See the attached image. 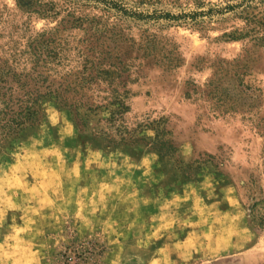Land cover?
<instances>
[{
  "label": "rangeland",
  "instance_id": "374dc122",
  "mask_svg": "<svg viewBox=\"0 0 264 264\" xmlns=\"http://www.w3.org/2000/svg\"><path fill=\"white\" fill-rule=\"evenodd\" d=\"M64 14L28 17L16 0H0V50L22 41L26 24L32 33L63 25L57 37L69 47L82 44L89 26L71 18L60 24ZM231 24L164 30L181 58L173 69L124 48L132 79L126 117H164L177 147L172 158L142 146H96L78 137L65 110L43 101L40 124L0 163V264H53L74 231L85 247L105 246L95 264H264V232L250 227L244 208L251 176L264 196V138L254 127L264 117V49L248 60L245 77L260 89L254 116L241 109L215 115L204 100L184 97L186 82L204 83L220 60L246 59L243 41L222 37ZM132 33L137 39L138 30ZM206 154L222 174L208 168L184 182L178 162ZM77 207L81 218L66 214Z\"/></svg>",
  "mask_w": 264,
  "mask_h": 264
},
{
  "label": "trees",
  "instance_id": "16d2710c",
  "mask_svg": "<svg viewBox=\"0 0 264 264\" xmlns=\"http://www.w3.org/2000/svg\"><path fill=\"white\" fill-rule=\"evenodd\" d=\"M22 13L54 19L65 14L60 24L71 18L78 26H89L82 44L69 47L57 37L58 25L31 32L21 29L22 41L5 44L0 50V163L25 139L44 117L42 104L50 100L70 116L79 138L103 148L142 146L160 158H172L177 147L166 119L144 117L129 121L128 83L131 82L125 60L128 47L151 57L165 70L178 67L180 55L175 43L162 32L170 27L206 32L214 25L232 24L222 37L243 41L246 59L221 61L202 84L186 82L184 97L204 100L215 115L237 113L250 117L260 89L245 81L250 73L248 60L264 49V0H16ZM99 11L91 16L81 11ZM68 17V18H67ZM132 27L139 32L136 39ZM228 29V30H227ZM248 45V47H246ZM246 47V48H245ZM125 53V54H124ZM246 96V99H244ZM251 119V118H250ZM254 127L264 138V117ZM152 131V134H148ZM214 156L188 163L178 162L184 182H196L210 168L221 175ZM264 173V146L262 155ZM247 185L248 224L264 232V196L257 179ZM69 244L55 256L53 264H95L105 246L92 242L87 247L75 231ZM87 248V249H85ZM76 260V261H75ZM209 264H220L211 261Z\"/></svg>",
  "mask_w": 264,
  "mask_h": 264
},
{
  "label": "crops",
  "instance_id": "0c3cea01",
  "mask_svg": "<svg viewBox=\"0 0 264 264\" xmlns=\"http://www.w3.org/2000/svg\"><path fill=\"white\" fill-rule=\"evenodd\" d=\"M75 174H76V172H75ZM77 204H78V203H77ZM80 204H81V202H80L78 205H80ZM80 209H82V207H77V209L73 208V209H72V211H73L72 213H69V212H68V213H66V214H67V215H71V216H73V214H74V215H77L78 217L81 218V215H82V214L77 213V212L80 211Z\"/></svg>",
  "mask_w": 264,
  "mask_h": 264
}]
</instances>
